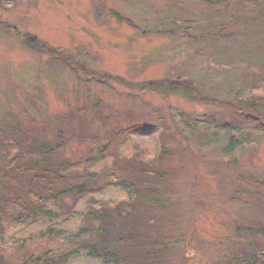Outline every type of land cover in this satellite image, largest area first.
<instances>
[{
	"label": "rangeland",
	"instance_id": "rangeland-1",
	"mask_svg": "<svg viewBox=\"0 0 264 264\" xmlns=\"http://www.w3.org/2000/svg\"><path fill=\"white\" fill-rule=\"evenodd\" d=\"M191 2L0 0L3 24L35 35L82 65L86 72L117 76L135 85L127 89L116 83L100 84L91 74L33 53L0 31V118L7 115L21 129L22 139L28 132L37 141L54 142L55 132H63L60 141L64 147L54 159L81 161L85 170L96 174L97 187L104 179L98 175L103 174L104 167L118 164L116 168H121L120 159L133 157L136 149L152 155L159 147L156 135H162L166 125L174 142L165 138L167 147L163 151L168 154L160 168L165 173L170 170L171 175L167 176L171 182L166 177L162 181L167 183H157L159 191L167 193L158 218L167 224V231L181 233L186 241L175 249L182 255L180 264H209L219 252L212 246L213 237L225 234L223 222L236 219L240 207L228 200L236 189L231 180L221 178L204 165L194 175L190 147L209 159L230 162L228 173L235 171L232 162L238 159L237 169L257 176L258 171L248 163L264 167V135L245 150L234 144L230 153L223 154L231 137L240 138L235 125L249 132L259 130L256 124L235 122L228 109L190 102L189 89L178 87L170 93L167 86L188 81L204 96L236 105L255 101L257 109L264 112V66L256 67V63L264 64V40L245 37L234 43L191 42L184 34L194 35L196 25L191 26L190 33L187 21L198 17V25L205 26L200 28L204 31L215 16L212 13L205 19L200 8L195 9ZM216 19L215 16L213 20ZM254 74L258 75L256 80ZM163 80L164 87L157 86ZM161 93L168 94L167 102ZM209 119L218 125L213 127L207 122ZM226 123L232 128L228 134L219 129ZM183 138L187 139V149ZM244 165L248 166L245 170ZM115 179L102 183L92 200L89 196L80 199L76 211L82 212L86 202L98 205L126 197L127 192ZM191 225L201 241L193 239L190 243ZM45 227L46 223L28 222L16 235L24 237ZM70 230L74 229L69 223L61 227L63 239L68 238ZM182 235L176 238L181 239ZM84 253L77 255L73 264H104L87 259Z\"/></svg>",
	"mask_w": 264,
	"mask_h": 264
},
{
	"label": "trees",
	"instance_id": "trees-1",
	"mask_svg": "<svg viewBox=\"0 0 264 264\" xmlns=\"http://www.w3.org/2000/svg\"><path fill=\"white\" fill-rule=\"evenodd\" d=\"M192 1L193 7H199L205 19H209L212 13L217 19L213 20L214 16L203 31L200 28L205 26L198 25L199 18H190L187 21L190 23V33L191 26L196 25L195 34L190 37L187 33L184 35L191 42L234 43L245 37H261L264 40V0ZM116 17L119 15L116 14ZM0 31L33 53L55 58L64 66L85 71L82 65L42 43L35 35L20 33L2 22ZM224 50L226 53L227 47ZM256 64L257 68H264H261L264 64ZM86 73L94 76L100 84L116 83L127 89L135 87L117 76L99 75L92 71ZM257 78L258 75L254 74L253 80ZM164 82H157V86L164 87ZM167 87L170 93L178 90V87L189 89L190 102L217 105L232 112L235 122L256 124L259 130L249 132L235 125L240 138L231 137L223 148V154L230 153L234 144L245 150L249 145H255L260 135H264V112L257 109L255 101L245 100L240 105L233 101H217L202 95L188 81H175ZM161 97L168 101L167 93H161ZM212 122L209 124L213 127L218 125ZM15 126L7 115L0 118V264H73L75 257L83 251L87 259L99 260L104 264H180L182 255L176 253L175 249L179 243L185 244L186 241L181 233L167 231V224L165 226L158 218V211L165 207L161 201L167 197V193L160 192L157 183L166 177L170 180L171 175L170 170L165 173L160 168L162 159L168 154L163 149L167 147H164L166 139L174 142L166 125L164 133L156 135L159 147L155 148L157 150L153 154L150 153L152 155L136 149L133 157L129 156L125 161L120 159L121 168H116L118 164L104 167L101 170L103 174H98L104 177L99 184L101 187L96 185V174L85 170L81 161L54 159L64 147L60 141L63 132H55L54 142H44L37 141L33 135L30 138L28 132L24 134L26 138L22 139L19 135L21 129ZM219 129L228 134L232 128L231 124L226 123L219 125ZM211 136L215 137L214 134ZM183 141L187 149V139L183 138ZM238 161L233 160L235 171L228 173L230 162L209 159L190 147V164L194 175L204 165L221 178L231 180L236 189L228 200L238 203L240 207L236 219L223 222L225 234L213 237L212 246L219 252L209 264H264V167L249 161V167L258 171L255 173L257 176H252L237 169L240 165ZM243 168L245 170L248 166L244 165ZM120 171L124 172V176ZM167 173H170L169 176ZM112 177L127 192L126 197L98 205L86 202L82 212L76 211L80 199L89 196L92 200V195L102 188V183L110 182ZM191 199L193 194L190 195ZM28 222L46 223V227L18 237L17 230ZM66 223L74 230H70L65 240L60 230ZM179 235H182L181 239L176 238ZM193 239L195 242L201 241L196 228L191 225L190 243ZM201 250L205 248L201 246Z\"/></svg>",
	"mask_w": 264,
	"mask_h": 264
}]
</instances>
